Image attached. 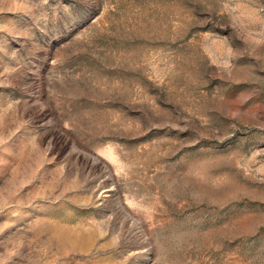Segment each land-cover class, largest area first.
<instances>
[{"label":"rangeland","instance_id":"374dc122","mask_svg":"<svg viewBox=\"0 0 264 264\" xmlns=\"http://www.w3.org/2000/svg\"><path fill=\"white\" fill-rule=\"evenodd\" d=\"M0 264H264V0H0Z\"/></svg>","mask_w":264,"mask_h":264}]
</instances>
